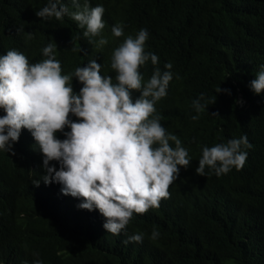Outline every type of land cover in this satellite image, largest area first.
<instances>
[{"label":"trees","instance_id":"trees-1","mask_svg":"<svg viewBox=\"0 0 264 264\" xmlns=\"http://www.w3.org/2000/svg\"><path fill=\"white\" fill-rule=\"evenodd\" d=\"M62 3L74 11L71 0ZM46 4L47 0H0V52L16 50L45 59L42 49L54 42L55 59L67 70L79 50L101 57L111 69L112 50L123 39L113 37L111 27L121 23L125 35L146 29L145 51L158 56L162 70L170 62L173 73L167 95L154 105L155 114L188 150L190 165L180 168L173 181L181 193L172 207L156 211L150 221L134 228L144 234L142 242L118 245L104 256L80 251L51 207L47 214L40 206L44 215L34 201L15 200L0 187V259L7 254L10 264H33L34 259L42 264H264V94L255 95L248 87L264 64V0H89L90 6L104 8L102 34L109 43L99 49L68 16L36 17L35 11ZM18 28L23 31L17 33ZM140 71L148 79L153 65L149 62ZM219 87L222 91L217 93ZM201 94L205 110L192 120V101ZM241 135L252 145L245 149L241 169L220 177L205 175L207 181L194 175L203 146ZM192 180L204 189H217L200 210L212 212L216 207L224 215V234H211L210 216L190 209L186 192ZM153 229L159 236L150 240Z\"/></svg>","mask_w":264,"mask_h":264},{"label":"clouds","instance_id":"clouds-1","mask_svg":"<svg viewBox=\"0 0 264 264\" xmlns=\"http://www.w3.org/2000/svg\"><path fill=\"white\" fill-rule=\"evenodd\" d=\"M71 7L74 11L62 0H47L35 16H68L84 29L82 35L90 44L97 49L107 45L103 6L71 0ZM123 29L121 23L111 27L113 37L123 36L112 50L111 69L100 56L78 49L75 65L67 70L55 59L54 42L42 49L45 59L16 50L0 52V187L15 200L34 201L44 215L40 206L47 214L51 207L68 235L75 237L77 248L98 256L114 253L118 245L142 242L144 234L134 228L150 221L156 211L172 207L181 193L173 181L191 159L155 114V103L167 95L173 79L172 64L165 63L162 70L158 56L145 51L146 29L135 35H125ZM149 62L153 71L144 79L140 69ZM248 87L255 95L264 94V64ZM134 91L139 93L135 99ZM221 91L219 87L217 93ZM203 99L201 94L192 101V120L205 110ZM251 147L246 135L203 146L194 175L207 181L205 175L220 177L239 170L247 159L245 149ZM191 182L186 192L190 209L210 216L211 234L227 232L224 215L216 207L212 212L200 210L217 189ZM158 236L153 229L148 238ZM103 239L111 242L108 248ZM10 261L5 254L0 264ZM33 264L42 262L34 259Z\"/></svg>","mask_w":264,"mask_h":264},{"label":"bare ground","instance_id":"bare-ground-1","mask_svg":"<svg viewBox=\"0 0 264 264\" xmlns=\"http://www.w3.org/2000/svg\"><path fill=\"white\" fill-rule=\"evenodd\" d=\"M44 195V194H43Z\"/></svg>","mask_w":264,"mask_h":264}]
</instances>
